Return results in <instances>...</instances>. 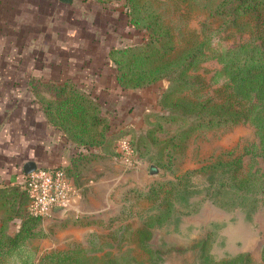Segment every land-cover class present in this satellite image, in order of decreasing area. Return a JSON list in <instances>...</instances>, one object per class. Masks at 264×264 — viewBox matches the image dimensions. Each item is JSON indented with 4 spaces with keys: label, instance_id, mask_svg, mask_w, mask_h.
<instances>
[{
    "label": "trees",
    "instance_id": "1",
    "mask_svg": "<svg viewBox=\"0 0 264 264\" xmlns=\"http://www.w3.org/2000/svg\"><path fill=\"white\" fill-rule=\"evenodd\" d=\"M99 1L118 2L123 6L130 24L147 31L145 39L141 42L110 49L109 57L115 65L119 87L135 89L148 87L159 80L164 83L168 81L160 99L167 102L169 111L154 114L157 123L140 132L133 128L111 130V121L103 105L90 91L69 78L58 82L44 81L33 76L30 79V89L50 121L66 131L78 145L88 148L89 145L98 144L110 154L119 155L116 142L124 137L132 149L133 156L142 159L141 146L160 140L157 132L162 128L161 121L178 123L176 131L167 139H163L162 144L158 146L160 150L167 148L170 155L172 149L169 147L175 148L193 131L233 123L248 116L257 127L261 143L259 154L264 157V37L260 42L241 43L221 50V72L230 84L225 94L190 98L182 91L191 86L187 73L201 59L205 43L193 38L176 49L171 27L162 20L159 12L150 10L148 2L151 0ZM262 6L264 0H219L211 10V15L220 16L227 26H234L241 16L255 13ZM251 97L255 99V104L251 108L242 106L241 101ZM232 152L233 150L229 153ZM101 155L98 151V156ZM161 155L155 153L151 158L158 166L169 168L170 159L163 160ZM151 164L155 165L152 162ZM58 168L70 180L67 168ZM200 170L221 173L210 180L206 193L213 203L222 208L241 207L246 212H251L260 197L264 196V175L245 169L241 155H230L227 159L210 161L202 165ZM191 173L192 171L188 170L174 177L157 178L147 187L132 186L122 192L123 201L130 202L123 208L130 217L135 213L132 210L134 199L153 203L148 206L144 215L140 213L141 217H144L141 223L130 228L135 246L147 251L150 257H159V252L149 244L153 230L167 223L173 216L175 202L186 204L194 190L189 184ZM120 213L115 216L123 217V211ZM38 218L40 217L28 212L20 228L13 234L0 227V264L3 256L7 257L9 264L30 263L35 252L25 241L27 237L38 233L34 228ZM78 218V221L90 220L88 217ZM204 246L205 243L202 244V247ZM66 253L56 256V264H139L133 256L126 258L118 254L102 262H92L85 258L69 257ZM237 258H231L228 264H233ZM262 258L264 260V244ZM243 260L246 263L251 262L247 253L243 255ZM203 261L204 264H217L209 255H204Z\"/></svg>",
    "mask_w": 264,
    "mask_h": 264
},
{
    "label": "rangeland",
    "instance_id": "2",
    "mask_svg": "<svg viewBox=\"0 0 264 264\" xmlns=\"http://www.w3.org/2000/svg\"><path fill=\"white\" fill-rule=\"evenodd\" d=\"M218 1L148 2L150 10L159 12L162 20L171 27L176 49L193 38L205 43L201 59L187 73L191 86L182 91L190 98L225 94L230 84L221 72V50L241 43L260 42L264 37V6L255 13L241 16L236 25L227 26L220 16L211 15V10ZM134 32L137 38L129 41L131 44L138 38V42H141L147 34L145 29L135 26ZM167 85L168 81L164 83L162 80L149 85L147 90L152 94L149 103L145 99L141 105L130 106L128 111L131 109L134 114H145L143 119L138 121L137 128H130L137 132L145 130L157 123L154 114L169 111L167 102L160 99V94ZM255 102L252 97L241 101L242 106L248 108ZM161 124L162 128L157 132L160 140L141 146L143 156L142 159H137L140 172L136 173L132 179L133 185L129 187H147L154 179L174 177L190 170L192 173L189 184L194 190L186 204L175 202L173 216L167 223L153 230L149 244L159 252V257H150L147 251L135 246L130 231V228L141 223L144 218L141 216L153 203L134 199L132 210L135 213L130 217L123 209L130 202L123 201L120 189L117 193L112 192V197L116 200L111 203L110 208L104 214L98 213L88 217L90 220L87 222L78 221L79 218L74 215L38 218L34 226L38 233L27 237L25 241L35 252L29 264H40L41 259V264H56V256L65 252L69 257L85 258L92 262H102L119 254L126 258L133 256L139 264H204V255H209L217 264H228L233 257H238L233 264H264V196L260 197L251 212H246L241 207L222 208L213 203L206 193L210 180L221 173L200 170L202 165L210 161L227 159L230 155H241L245 169L264 175V157L259 154L261 143L254 122L245 116L233 123L195 130L175 148L169 147L172 149L170 155L167 148L160 150L158 146L162 144L163 139H167L176 131L178 123L161 121ZM155 153L162 154L163 160L170 159V167L158 166L151 158ZM151 162L158 168L156 174L149 173ZM148 173L150 181L145 184L149 179L146 177ZM122 211L123 217L115 216ZM246 253L251 259L250 263L243 260ZM1 260L2 264H9L7 257L3 256Z\"/></svg>",
    "mask_w": 264,
    "mask_h": 264
},
{
    "label": "crops",
    "instance_id": "3",
    "mask_svg": "<svg viewBox=\"0 0 264 264\" xmlns=\"http://www.w3.org/2000/svg\"><path fill=\"white\" fill-rule=\"evenodd\" d=\"M135 38L118 2L0 0V227L6 232H16L28 216L23 186L28 160L37 167L69 171L74 191L68 206L53 218L104 214L116 200L112 192L133 185L140 163H125L98 144L78 145L44 114L30 79L69 78L100 101L111 130L137 128L145 114L128 110L145 99L149 103L152 94L148 87H119L109 57L112 47Z\"/></svg>",
    "mask_w": 264,
    "mask_h": 264
},
{
    "label": "built area",
    "instance_id": "4",
    "mask_svg": "<svg viewBox=\"0 0 264 264\" xmlns=\"http://www.w3.org/2000/svg\"><path fill=\"white\" fill-rule=\"evenodd\" d=\"M116 148L125 163L138 161L126 138L118 139ZM23 186L28 196V212L38 217L51 216L58 206L66 208L74 191L60 168L37 167L26 174Z\"/></svg>",
    "mask_w": 264,
    "mask_h": 264
},
{
    "label": "water",
    "instance_id": "5",
    "mask_svg": "<svg viewBox=\"0 0 264 264\" xmlns=\"http://www.w3.org/2000/svg\"><path fill=\"white\" fill-rule=\"evenodd\" d=\"M64 2H69L71 0H62ZM35 168H37L36 162L33 160H28L27 162H25L24 166H23V170L25 172V174H28L29 172H31L32 170H34ZM158 172V169L156 168L155 165L151 164L150 165V174H156ZM64 207H55L54 208V213L57 211H61L64 210Z\"/></svg>",
    "mask_w": 264,
    "mask_h": 264
}]
</instances>
